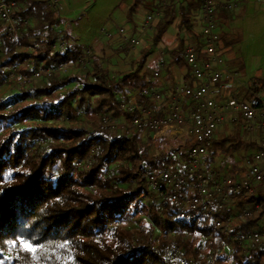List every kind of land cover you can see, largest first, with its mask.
Here are the masks:
<instances>
[{"label": "trees", "instance_id": "1", "mask_svg": "<svg viewBox=\"0 0 264 264\" xmlns=\"http://www.w3.org/2000/svg\"><path fill=\"white\" fill-rule=\"evenodd\" d=\"M148 1L130 3L127 20L133 27L141 8L149 7ZM201 3L186 0L177 9L170 2L159 18L154 43L162 41L177 14L179 31H193L192 14ZM17 15L31 24L17 39L2 36L0 89L15 69L28 75L40 68L39 64L51 67L59 61L62 66L79 65L86 55L87 48L75 42L52 54L57 29L66 19L49 9L46 0H20ZM232 18V12L220 11L218 25ZM240 40V36H222L224 49ZM183 47L181 39L171 57L179 69L187 66ZM30 48L40 53L24 51ZM31 61L32 68H24ZM146 63L144 50L134 63L136 68L114 76L95 59L93 72L85 78H61L56 72L39 80L46 83L23 94L24 100L32 97L34 102H0V264H181L183 259L193 264L207 259L208 264H264V249L259 245L247 252L218 230L211 216L194 222L180 220L170 206L161 207L159 196L148 190L150 174L184 168L190 160V141L165 151L160 149L165 140H155L150 133L129 127L100 129L105 116L122 118L127 124L137 116L121 109L122 102L130 101L131 91L136 92L139 104L162 114L149 96L157 84L144 72ZM237 69L241 72L244 66ZM72 84L76 86L58 97L57 91ZM251 84L264 89L261 78L251 79ZM244 132L240 126L213 140L204 159L205 172L212 179V167L221 155L257 147L255 141L243 139ZM236 168L230 172L234 178ZM256 203L261 205L259 212L233 225L231 234L264 232L260 225L264 197L237 195L228 212ZM142 214L152 222L128 226ZM155 227L161 232L158 238ZM21 242L31 243L36 251H25ZM228 242L233 245L230 256L223 252Z\"/></svg>", "mask_w": 264, "mask_h": 264}, {"label": "built area", "instance_id": "2", "mask_svg": "<svg viewBox=\"0 0 264 264\" xmlns=\"http://www.w3.org/2000/svg\"><path fill=\"white\" fill-rule=\"evenodd\" d=\"M49 9L56 10L62 0H46ZM245 0H202L198 11L193 12V31L183 29V56L186 68L181 82L167 90L153 89L149 96L162 111L139 104L136 99L122 102L121 109L137 116L127 124L122 118L105 116L100 129L129 127L151 135L169 131H184L185 141L191 143L189 162L180 171L152 173L147 179L148 190L156 193L161 207L170 206L175 216L186 222L214 217L215 227L229 235L233 242L242 244L247 252L253 245L264 249V232L231 234L232 226L253 218L261 209L260 204L245 205L240 210L228 212L232 199L240 194L264 197V89L246 82L240 71L229 65L218 32L217 15L220 11L235 12ZM20 0H0V56L1 39L19 38L31 22L17 15ZM160 13L142 15L133 27H121L117 32L120 50L138 53L147 47L146 41L155 32ZM107 36H113L106 33ZM70 42L58 39L53 50L64 51ZM79 59L85 63L91 56ZM31 69V64H27ZM167 64L160 61L154 77L161 78ZM52 67L41 66L29 75L24 83L49 79L56 73ZM242 127L254 136L257 147L248 157L247 167L238 177L212 179L205 172L204 159L209 154L214 139L230 130ZM264 227V220L260 222ZM181 264H193L183 259Z\"/></svg>", "mask_w": 264, "mask_h": 264}, {"label": "rangeland", "instance_id": "3", "mask_svg": "<svg viewBox=\"0 0 264 264\" xmlns=\"http://www.w3.org/2000/svg\"><path fill=\"white\" fill-rule=\"evenodd\" d=\"M186 0H150L149 7H142L135 22L141 19L142 15L150 13L164 12L166 6L172 2L175 7L181 6ZM132 0H62L61 5L55 11L66 19L62 27L57 29V38H66L70 43L75 42L81 44L90 50L89 56L85 63L73 66H62L59 61L51 64L55 68L57 75L61 78H74L76 76L85 78L87 74L93 72V62L98 59L104 67L111 70L112 75L120 74L121 72H130L136 68L134 64L140 58L144 50L147 51V63L144 72L148 74L149 80L156 82L158 90H167L181 82L182 70L174 66L171 60L172 52L178 48L181 40V35L178 30L180 17L177 14L170 30L164 35L161 44H155L153 37L146 41L147 47L142 49L137 54L129 51L115 50L116 42L104 41L106 33H111L117 38L118 30L128 24L127 15L128 8ZM248 5L243 14H239L234 20L219 24L218 32L227 34L229 37L235 38L240 36L241 40L231 48H225L228 63L233 68H238L243 65L244 69L240 73L244 75V81L249 82L253 78H261L264 81V0H247ZM1 28V27H0ZM57 39V40H58ZM112 40V38L110 39ZM223 43V42H222ZM115 48V49H114ZM26 52L39 54L40 50L26 49ZM61 51H55V54ZM164 59L167 64L166 70L162 73L161 78H155L154 72L158 70L160 61ZM26 62L24 68H27ZM33 66L32 61L30 62ZM46 66L39 64L38 67ZM10 73V72H9ZM26 75L19 69L13 70L7 77L2 88L0 89V102L5 105L17 103L34 102V98L25 97L23 94L30 92L32 89H37L43 86L46 81H37L24 83L23 77ZM29 75V74H28ZM91 80V78H90ZM76 84L57 91L58 97L73 89ZM136 92L131 91L129 100L136 99ZM112 116V115H108ZM83 117V115H81ZM92 129L90 128V131ZM113 130V129H111ZM115 130V129H114ZM119 130V129H116ZM232 130L228 132L231 134ZM224 135V134H222ZM154 136V135H153ZM221 136V135H220ZM243 139L252 141L250 134L244 132ZM155 140L163 138L165 141L160 149L168 151L184 145L185 132L178 130L163 132L154 136ZM251 151H242L231 155H221L212 167L215 172V179L229 177L231 170L236 166L238 174L246 170L248 157ZM241 169L242 172H239ZM144 220L152 222L148 215H138L134 217L128 224L131 228H136ZM161 232L155 227V237L158 238ZM201 247H203L201 245ZM233 245L227 243L223 252L230 256L233 252ZM207 262L203 264H208ZM191 262V261H190ZM227 264H235L229 261Z\"/></svg>", "mask_w": 264, "mask_h": 264}, {"label": "crops", "instance_id": "4", "mask_svg": "<svg viewBox=\"0 0 264 264\" xmlns=\"http://www.w3.org/2000/svg\"><path fill=\"white\" fill-rule=\"evenodd\" d=\"M247 5H248V2H247V0H245V2L242 4V6L238 9V10H236L235 12H233V18L232 19H230V20H228L227 22H229V21H232V20H234L235 19V17L237 16V15H241V14H243V12L246 10V8H247ZM177 9H178V7H177ZM177 17V16H176ZM139 20V19H138ZM159 20L160 19H158V21L157 22H159ZM131 23H129L128 22V24L127 25H130ZM158 24V23H157ZM132 25V24H131ZM169 30H170V27H169V29L167 30V35H168V32H169ZM179 30V29H178ZM182 31H183V29L181 30V31H179V33H180V35H181V39H182ZM165 33V34H166ZM154 35V34H153ZM153 35L151 36V37H153ZM224 35V34H223ZM222 35V36H223ZM112 38V40H110ZM164 38V37H163ZM104 41H109V42H112V41H115L116 42V49L115 50H120L119 49V47H118V44H119V40H118V38H116L115 36H107L106 35V37L104 38ZM147 41H148V39H147ZM149 42V41H148ZM159 44H161V42L159 43ZM120 51H122V50H120ZM134 54H137V53H134ZM245 70V69H244ZM243 77H244V75H242ZM245 78V77H244ZM251 136V135H250ZM251 138H252V141H254V136H251ZM237 171V170H236ZM238 172V171H237ZM240 172H242V171H240ZM238 174V173H237ZM235 175L236 177H238V175Z\"/></svg>", "mask_w": 264, "mask_h": 264}, {"label": "snow or ice", "instance_id": "5", "mask_svg": "<svg viewBox=\"0 0 264 264\" xmlns=\"http://www.w3.org/2000/svg\"><path fill=\"white\" fill-rule=\"evenodd\" d=\"M13 243L15 244L16 242H13ZM21 247L25 251H28L31 253H34L36 251V248L31 243H28V242H21Z\"/></svg>", "mask_w": 264, "mask_h": 264}]
</instances>
